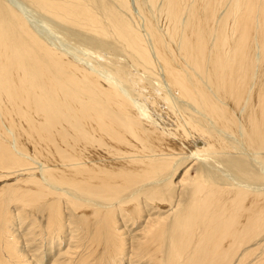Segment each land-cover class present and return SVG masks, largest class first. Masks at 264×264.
<instances>
[{
	"label": "bare ground",
	"instance_id": "1",
	"mask_svg": "<svg viewBox=\"0 0 264 264\" xmlns=\"http://www.w3.org/2000/svg\"><path fill=\"white\" fill-rule=\"evenodd\" d=\"M13 2L0 0V264L36 263L9 230L12 203L43 242L82 230L89 256L103 248L91 264H264L251 167L264 172V0H28L106 76ZM185 145L229 160L173 183L168 155ZM69 234L52 264L86 258Z\"/></svg>",
	"mask_w": 264,
	"mask_h": 264
},
{
	"label": "rangeland",
	"instance_id": "2",
	"mask_svg": "<svg viewBox=\"0 0 264 264\" xmlns=\"http://www.w3.org/2000/svg\"><path fill=\"white\" fill-rule=\"evenodd\" d=\"M13 1L14 0H12V2ZM21 1L23 4H21L19 1L18 2L15 1L13 3L16 4L17 7L21 8L23 10H24V8L26 9V14L31 17L30 21H31L32 25L34 26V28H36L38 30V32H39L38 35L40 36V38L45 43H47L50 47H54V48L58 49L59 51L66 53L76 63H78L79 65H81L85 68H89L92 70L99 69L100 72L104 76H106L108 74L107 73L108 68L106 65L107 62H106L105 58L101 57L98 53L95 52V50H90L80 40H77L74 37H72L69 30L57 28V24H59L57 21L52 20L49 16H47L44 13L36 10L28 2V0H21ZM121 52L122 51H118V53H121ZM122 59H124V58H122ZM233 145L237 146L238 144L233 142ZM202 146H203V144L200 143V144H198L197 147L201 149ZM213 149L216 151H202L201 153L204 155H203V160H201V161L197 160V159L194 160L191 157L193 155L192 152H195V150H196V146L190 147L188 145H185L184 150H183L184 153H181V150L177 147L175 149H173L172 150L173 153L168 155V159H169V162L171 164V166H169V168H168V173L172 172V175H174L173 178L171 179V181L174 183L175 181H178L179 179H181L182 176L184 175L185 171L188 168H191V170L187 174V176L189 178H192L196 174L199 163L205 162L206 158H208V157L213 158L217 164H219L223 161L227 162L229 160V157H225L224 154L222 153L221 149H219V148H213ZM258 163L259 162L251 161V167L253 168V170L258 175H261V173H262V175L264 176V172L259 170L260 165ZM254 164L257 166H255ZM258 172H261V173H258ZM228 175L231 177H234V171H230L228 173ZM4 181L3 180L0 181V186L6 184ZM8 182H10V181L7 180V183ZM257 182L264 183V178L261 181H257ZM17 207H18V209H17ZM20 207H21V205L19 203H12L10 206V208L12 209L11 212L13 214L12 215L13 218L11 219L9 230H11L12 233L14 232L13 233L14 235H16L17 232H18V235H21V237H22L21 241H23L21 245L23 246V243L26 244L27 253L28 254L30 253L32 255V258H34L33 261L36 260V263L40 262L41 264L42 263L43 264H52L53 258L55 259L57 256H59V253H63V255L69 256L65 252V250L69 246H72V244L69 245L71 243V242H69L70 236H71V234H69V233H73V234L75 233L74 235H75L77 245H78L77 248L81 249L80 252L82 253V255H85L84 257H86L82 260H80V258H78L72 264H77V262L85 261V260H88L87 264H91V263H89L90 262L88 259L89 257L91 259L97 260V259H100V257L102 256L103 248L100 245L99 246L96 245L94 247L93 255L89 256V254H87V249L83 248L86 246V244L88 242L87 238H85V236H84V232L82 230H79L78 231L79 234H78L77 231L73 232V230L70 227L68 229H65L63 232H61L60 235H62V236L57 237V239L56 238H54V239L47 238V240L43 242L42 239L39 238V236H35V235L33 236L34 233L31 232L33 230V226L31 224V222L33 223V221L25 218V213L22 211V207L20 210ZM15 222L17 225L15 224ZM12 224H14V225H12ZM14 229H16V230H14ZM66 231L67 232L71 231V232H68V234H67ZM29 232H31V233H29ZM24 235L26 237L29 236L30 239L31 238L32 239L29 240V238H26L27 239L26 240V239H24L25 238ZM65 237H67V240ZM27 241L29 242V245H28ZM73 243H76V242H73ZM35 249H37V251ZM36 252L39 253L38 254L39 256H37ZM35 255H36V257H35ZM38 257H40V258H38ZM101 259L104 260L103 257ZM9 264H20V263L14 261V262H11ZM122 264H125V263L122 262Z\"/></svg>",
	"mask_w": 264,
	"mask_h": 264
}]
</instances>
